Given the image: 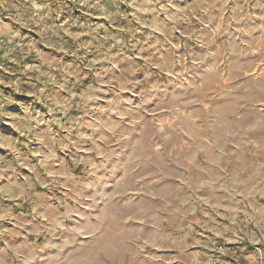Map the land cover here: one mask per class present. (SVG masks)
I'll return each instance as SVG.
<instances>
[{"label": "rangeland", "instance_id": "1", "mask_svg": "<svg viewBox=\"0 0 264 264\" xmlns=\"http://www.w3.org/2000/svg\"><path fill=\"white\" fill-rule=\"evenodd\" d=\"M54 26L63 51L41 40ZM0 40V145L29 156L0 168L3 264H259L264 0H2ZM51 58L92 99L32 95ZM46 92L69 94L59 77ZM114 125L128 135L109 145ZM49 140L76 146L41 165Z\"/></svg>", "mask_w": 264, "mask_h": 264}, {"label": "clouds", "instance_id": "2", "mask_svg": "<svg viewBox=\"0 0 264 264\" xmlns=\"http://www.w3.org/2000/svg\"><path fill=\"white\" fill-rule=\"evenodd\" d=\"M0 2H2V0H0ZM32 7L38 8V6H36L35 4H33ZM33 15H35V13H33ZM4 28L9 30V35L7 37L8 40H11L12 37L19 35V33L17 32H12L8 24H4ZM64 31L65 30L62 26H54L51 29H41V32H42L41 40L44 43L45 47L63 51L64 50L63 47L59 43H57V40L65 38L64 36H62V33H64ZM68 35H72V34L69 33ZM0 46H6L3 40H0ZM28 48L32 51H36L42 57L47 56L46 53L40 52V50L36 46V42L30 43L28 45ZM68 51L70 55L78 51V49H76L75 47V43L68 45ZM76 59L79 60L81 58L79 56H76ZM73 63H75V60L73 61ZM31 71L35 72L36 75L35 77H32L30 79L39 81L42 85L41 87L37 88L34 83L32 95L40 98L42 102L48 103L52 107L53 111H56L58 108H63L65 104H67L69 101L72 102L73 106L79 107L81 106L82 103L86 102V99H92L91 96H87L85 99L87 90H85L84 92L74 91L76 88V85L72 77L75 76V69H73L71 65H61L59 64V62L55 61L54 58L41 59L40 64L32 68ZM57 77L60 78L61 82H64L65 91L69 93L68 96L62 100L57 98L59 93L46 92V88H48L50 83H54ZM74 96L80 97V100L77 101L76 99H74ZM2 107H3V104L0 103V108ZM3 116H4V113L0 111V118H2ZM35 119H36V116H33L31 111H29L28 109H25V115L23 117L16 118V123L18 125L17 130L22 131V133L30 132L31 128L34 127L31 121ZM40 119H44V118L40 117ZM55 122L59 123V121H55ZM98 127L103 128L104 126L98 125ZM117 127L118 126L114 125L106 129L107 132L112 134L113 138L110 141L107 140V138L104 136H101L100 138L105 139L106 142L109 143V145L118 144L119 141L125 139L128 134L117 132L116 130ZM81 139L87 140L88 138L81 137ZM19 143L20 142L17 139V140H12L8 143H4L0 145V147L8 149L12 154H14L12 161L5 160L4 157L0 156V168L12 167L13 163L25 164V161L29 159L28 154L26 153L21 154V150L18 147ZM69 144H71L72 147L76 146L75 143H73L70 140H68L66 143L64 141H59V140H49L45 144V147L48 148V155L45 156L44 153H39L38 156L40 157V159L38 160V163L41 165H44L47 163L50 157L55 155V153L52 152L51 150L53 145L57 147H61V148H67ZM93 167H96V165H93ZM32 170L35 171V168L33 167ZM0 264H3V261H0ZM259 264H264V255H262L259 258Z\"/></svg>", "mask_w": 264, "mask_h": 264}]
</instances>
